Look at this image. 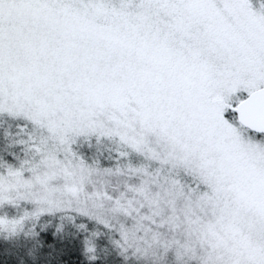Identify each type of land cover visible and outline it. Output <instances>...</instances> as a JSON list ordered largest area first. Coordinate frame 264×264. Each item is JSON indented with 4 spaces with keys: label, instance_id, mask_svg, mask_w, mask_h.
Instances as JSON below:
<instances>
[{
    "label": "snow or ice",
    "instance_id": "6c2138e0",
    "mask_svg": "<svg viewBox=\"0 0 264 264\" xmlns=\"http://www.w3.org/2000/svg\"><path fill=\"white\" fill-rule=\"evenodd\" d=\"M0 264H264V0H0Z\"/></svg>",
    "mask_w": 264,
    "mask_h": 264
}]
</instances>
